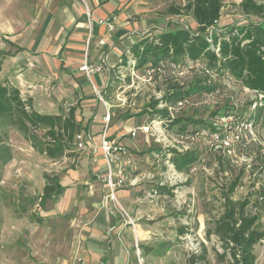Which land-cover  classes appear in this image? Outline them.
<instances>
[{
	"label": "crops",
	"instance_id": "1",
	"mask_svg": "<svg viewBox=\"0 0 264 264\" xmlns=\"http://www.w3.org/2000/svg\"><path fill=\"white\" fill-rule=\"evenodd\" d=\"M138 3L137 0H0V37L8 47L3 52L11 60L3 62L0 75L9 64L8 73L12 75L8 80L11 84L18 80L14 87L20 90L21 97L40 104L41 110L33 108L42 114L59 115L53 111L55 99L65 97L68 105L78 100L79 105L74 106L77 133L89 137L85 139L86 149L79 151L73 146L79 153L73 160L74 167L54 171L59 177L61 192L37 211L42 222L68 218L72 233L66 256L59 260L46 257L42 260L46 264H136L134 249L138 264L140 261L147 264L154 243L165 236L161 221L170 215H184L166 203L173 195L172 189L161 185L168 164L167 152L142 134L133 139L128 135L143 126L149 116L142 114L139 117L142 122L136 124L134 120L140 110L133 109L127 115L123 111L112 121L107 135L127 150L126 158H121L113 167L122 164L126 171L128 187L117 192V199L133 221L134 230L125 217L100 207L101 178L106 169L99 148L105 107L95 97L92 85L96 91H103L111 80L99 73L91 77L90 83L79 68L85 57L92 65L103 62L110 68L114 58L120 62L140 36L151 29H168L172 18L157 19L146 13L149 12L146 6L140 7ZM104 20L109 21L112 29L98 24ZM11 49L18 52H9ZM104 102L112 108L107 95ZM116 107L124 110L119 103ZM12 160L5 166L6 175L16 171ZM37 187L40 197L44 187L42 175ZM0 225L11 235L16 233V228L20 234L24 229H34L22 217L13 215H4ZM181 230L184 231L183 227L177 229V234L182 235ZM30 237L33 246H37L39 233ZM37 257L44 258L41 253Z\"/></svg>",
	"mask_w": 264,
	"mask_h": 264
},
{
	"label": "rangeland",
	"instance_id": "2",
	"mask_svg": "<svg viewBox=\"0 0 264 264\" xmlns=\"http://www.w3.org/2000/svg\"><path fill=\"white\" fill-rule=\"evenodd\" d=\"M137 1L140 7L146 6L149 9V12H146L148 15H154L155 18L160 19L163 18V14L168 7L173 5L183 6L186 0ZM240 2L241 0H221L220 21L215 31L224 30V28L232 25L245 26L248 22L259 21L253 16L244 15L239 8ZM258 3L264 5V0ZM170 23L171 25L167 27V30L181 27L194 31L196 27L193 20L188 16L173 17ZM5 43V40L0 37V68L8 56L3 52L8 48ZM11 50L9 52H18V50ZM118 60L119 58L116 57L112 62L113 68L109 75L113 83L110 91L105 90V95L112 104L108 128L112 121L120 116L123 111L127 115L132 109L141 111L136 113L139 116L134 120L136 124L141 123L142 119L139 117L143 111H146L149 103L172 88L186 91L207 87L208 92L210 88L218 92V105H211L206 98L200 95L191 98L183 110L176 112L174 119L210 120L211 115L216 112L222 114L228 112L244 121L251 112V109L246 106L251 98L248 91L236 86L225 87L219 82V79H208L194 71H188L186 74L179 76L173 75L171 78L155 77L148 85L135 82L132 88L120 94L122 88L119 89V86L121 83L115 80ZM9 62L11 60H8ZM6 65L4 74L0 75V81L6 79L7 83L14 87V85H17L18 80L11 84L8 80L12 75L8 73L10 66L9 64ZM16 75L14 74V76ZM118 99L125 102L118 101ZM68 101L65 97L59 100L55 99L53 111H56L59 115H66L67 109L79 105V101L75 100L70 101V106H68ZM118 103L121 104L124 110L116 107ZM35 104L36 102L31 101L32 108L37 107L41 110L40 104L39 106L38 103ZM150 117L149 115L144 125L148 124L151 120ZM238 128H241V126L238 125ZM31 135L35 138V143L42 144L46 142L43 138V132L40 130L31 131ZM252 139H254V142L252 141L248 146V154H243L239 150L224 154L211 152L208 151L202 138H198L194 142L193 148L198 151L200 159L198 157L189 170L183 173L182 178H180L181 183L179 182L176 186L171 187L173 195L170 199H166V203H170L178 213L184 215H170L168 217L171 218L166 217L164 222L161 221L165 236L154 243V251L145 263L190 264L189 259L191 256L204 255L205 260L197 261L195 264H227L226 261H229V256L226 257L225 261H220L216 257L215 253H223L217 237L212 234L207 237L206 233L211 230L214 220L220 215L222 211L221 195L233 179L239 178L238 187L233 194L234 200L241 201L253 196L254 191L262 186L264 187V173L249 164V159L253 160V158L258 157V152L264 160V129H256ZM0 154L10 155L13 158V169H16L11 175H6L4 169L7 164L0 166V222L4 215H13L16 218L22 217L24 221L26 220L28 226L34 228L33 230L24 229L22 234L16 228V233L11 235L6 233L5 228L0 225V264H46L42 261L46 257L50 259L57 257V260L63 259L71 245L72 233L68 225V218L58 217L55 220L46 219V221L37 223V219L40 218L37 214L40 208L38 200L39 187L37 185L41 175H51L55 173L54 171L61 172L74 167L75 162L73 160L77 159L79 153L73 149V157H63L52 161L46 156L35 152L31 143L25 139L24 134L17 130L15 126L10 125L6 120L0 119ZM255 165H258V163L256 162ZM253 185L255 186L253 187ZM251 199L253 198L251 197ZM48 203L49 201L45 204ZM260 215L259 225L264 230V213L261 212ZM182 227L184 233L182 235L177 234V229ZM40 229H43L44 232H38ZM38 233L40 242L37 246L35 245V249L30 236ZM190 241H197L200 244L199 250L195 254L190 249ZM40 253L44 258L37 257ZM253 253L256 256V264H264V240L253 248ZM133 255L136 259L135 263L138 264L135 249ZM140 263L143 264V261H140Z\"/></svg>",
	"mask_w": 264,
	"mask_h": 264
},
{
	"label": "trees",
	"instance_id": "3",
	"mask_svg": "<svg viewBox=\"0 0 264 264\" xmlns=\"http://www.w3.org/2000/svg\"><path fill=\"white\" fill-rule=\"evenodd\" d=\"M261 1L263 0H241L239 4L244 15L253 16L258 22H248L245 26L232 25L211 34L207 33V29L214 20L220 18L221 0H186L183 6H170L165 10L164 17L188 16L195 23L194 31L181 27L149 30L122 55L117 71L125 70L129 59L135 61L137 69L156 61L170 60L180 64L200 62L218 78L229 76L240 89L253 93L246 104L248 109L254 106L248 117L252 119L255 128L264 129V5L258 3ZM112 83L113 80L106 87L107 91H110ZM203 88L186 91L172 88L163 93L160 100L150 102L141 115L149 113L151 119L166 120V109L158 110L160 103L166 105L177 99L198 97L209 90L207 87ZM75 112L76 107H72L66 115L41 114L31 107L29 99L21 97L19 89L10 86L6 80L0 82V119L15 126L31 143L35 152L52 161L74 156V138L79 130ZM225 114L216 112L211 115L210 120L177 118L169 123V131L182 136L215 131L216 120ZM34 130L42 131L46 142L35 143V138L31 137V131ZM167 154L168 162L179 173H186L199 157L195 149L186 152L170 150ZM257 156L249 164L264 173V160L259 152ZM11 159L8 154H0V166H5ZM256 162L258 165H255ZM43 179L40 207L61 192L58 175L44 174ZM238 184L239 178L233 179L222 193V211L206 236L212 234L217 237L223 250L222 254L215 253L218 260L225 261L229 256L227 264H256L253 248L264 240V230L259 225L260 213H264V187L254 191L253 196L238 201L233 199ZM41 222L40 217L37 223ZM183 233L181 230L180 234ZM204 260V255H193L189 263Z\"/></svg>",
	"mask_w": 264,
	"mask_h": 264
},
{
	"label": "built area",
	"instance_id": "4",
	"mask_svg": "<svg viewBox=\"0 0 264 264\" xmlns=\"http://www.w3.org/2000/svg\"><path fill=\"white\" fill-rule=\"evenodd\" d=\"M86 16L89 22V14L86 13ZM112 20L114 21V18H112ZM219 21L220 18L213 21V24L207 29L208 34L215 32V28L219 24ZM98 24L104 25L109 29H112L108 20L99 21ZM89 38L90 35L88 36V40ZM99 43L100 45L102 44L101 41ZM112 68L113 67H105L103 62H101L100 64L92 65L88 63L85 58L79 70L84 73L86 78L91 83V77L99 73L105 74V76L108 77V80H111L109 74ZM188 71L197 72L198 74L208 79L217 78L219 79V82H221L225 87H238V85L231 77L223 76L222 78H218L209 68H207L205 64L190 61L185 62L183 64L176 63L170 60L156 61L154 63L145 65L140 69H137L135 61L129 59L127 61L126 69L117 71L115 80L119 81L122 85L119 86V89L122 88V90L120 91L121 94L125 90L132 88L135 82H137V84L148 85L154 80L155 77L171 78L173 75H183L186 74ZM92 89L98 101L103 103L105 107V113L103 116L104 128L101 133L99 148L102 152L106 169L104 175L101 178L103 195L101 198L100 207L108 212H117L119 215L125 217L127 223L134 230L135 226L133 221L128 218L126 212L121 207L117 199V192L128 187L126 171L124 170L122 164H120V167L118 168L113 167V165H115V163H117L121 158H126L127 150L123 145L118 142V140L109 139L107 135L108 124L110 121V107L106 104V102H104L105 90L96 91L93 85ZM242 90L248 91V93L251 94L250 97L253 95V93L247 89L243 88ZM217 95L218 92L212 90L203 93L201 97L206 98V100H208L211 105L216 106L218 105ZM161 97L162 95L160 97L157 96L155 100H160ZM258 97L260 98V96ZM189 100L191 99L181 98L175 100L172 104L163 105L162 103H160L158 105V110L166 109L168 119H151L148 124L130 131L128 135L130 136V138L133 139L137 135L142 134L151 139L153 143L160 146L161 149H163L167 153L170 150L176 152L191 151L194 149V142L198 138H202L203 141H205V145L208 151L221 152L224 154L226 152H235L236 150H239L243 154H248V146L255 139L252 138L254 137V133L257 129L254 127L252 119H250L249 117L245 118V120L243 121L239 117H236L233 113H226L225 115L218 118V120H216L215 131H202L199 133H195L194 135L188 136H182L175 134L174 132H170L169 123L174 120L176 112L181 111L185 108V106L189 103ZM118 101L125 102L119 99ZM252 109H254V106L251 107V110ZM68 110L69 109H67V112ZM238 125H240L241 128H238ZM85 139L89 140V137H86L82 133H77L75 135L73 145L76 150L81 151L86 149ZM251 160L252 159H249V161ZM167 163V169L165 174L163 175V181L161 185L169 187L176 186L177 183H181L180 178H182L183 173L177 172L172 164H170L169 162ZM199 247V242L190 241V249L192 253L195 254L196 252H198Z\"/></svg>",
	"mask_w": 264,
	"mask_h": 264
}]
</instances>
